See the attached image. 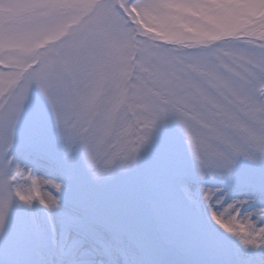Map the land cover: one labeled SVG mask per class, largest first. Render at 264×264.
I'll return each instance as SVG.
<instances>
[{
    "label": "snow or ice",
    "instance_id": "obj_1",
    "mask_svg": "<svg viewBox=\"0 0 264 264\" xmlns=\"http://www.w3.org/2000/svg\"><path fill=\"white\" fill-rule=\"evenodd\" d=\"M0 264H264V0H0Z\"/></svg>",
    "mask_w": 264,
    "mask_h": 264
}]
</instances>
